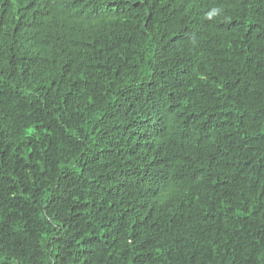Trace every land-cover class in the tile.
I'll list each match as a JSON object with an SVG mask.
<instances>
[{"label":"trees","instance_id":"trees-1","mask_svg":"<svg viewBox=\"0 0 264 264\" xmlns=\"http://www.w3.org/2000/svg\"><path fill=\"white\" fill-rule=\"evenodd\" d=\"M0 264H264V0H0Z\"/></svg>","mask_w":264,"mask_h":264}]
</instances>
